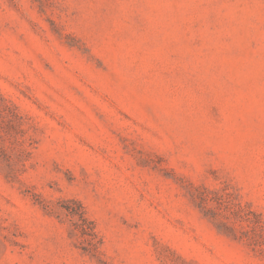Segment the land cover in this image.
<instances>
[{
    "label": "rangeland",
    "instance_id": "374dc122",
    "mask_svg": "<svg viewBox=\"0 0 264 264\" xmlns=\"http://www.w3.org/2000/svg\"><path fill=\"white\" fill-rule=\"evenodd\" d=\"M0 264H264V0H0Z\"/></svg>",
    "mask_w": 264,
    "mask_h": 264
}]
</instances>
